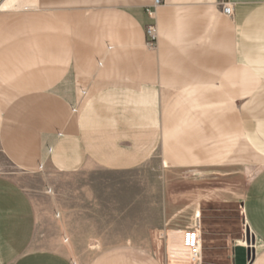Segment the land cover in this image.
<instances>
[{"label":"crops","instance_id":"obj_1","mask_svg":"<svg viewBox=\"0 0 264 264\" xmlns=\"http://www.w3.org/2000/svg\"><path fill=\"white\" fill-rule=\"evenodd\" d=\"M152 1L0 0V158L28 174L124 172L161 148L206 165L245 153L259 164L241 203L252 240L229 243L231 264H264V0ZM37 225L0 173V264H75ZM200 237L199 264L214 253ZM90 264L163 262L125 243Z\"/></svg>","mask_w":264,"mask_h":264},{"label":"rangeland","instance_id":"obj_2","mask_svg":"<svg viewBox=\"0 0 264 264\" xmlns=\"http://www.w3.org/2000/svg\"><path fill=\"white\" fill-rule=\"evenodd\" d=\"M241 156L191 164L161 148L143 166L124 172L42 168L28 174L0 158V173L32 197L40 241L75 264H90L103 248L125 243L150 249L163 264H192L181 231L195 220L203 238H214V253L201 264H231L229 243L252 240L241 203L259 166Z\"/></svg>","mask_w":264,"mask_h":264},{"label":"built area","instance_id":"obj_3","mask_svg":"<svg viewBox=\"0 0 264 264\" xmlns=\"http://www.w3.org/2000/svg\"><path fill=\"white\" fill-rule=\"evenodd\" d=\"M164 0H153L152 6L157 7ZM221 10L224 14L230 16L232 15V5L228 2L221 3ZM149 15L153 13L152 10H147ZM146 33L148 36L147 47L149 49H155L156 47V28L155 25H148L146 27ZM198 218V217H196ZM183 246L190 251V262L192 264H199L201 259V229L199 221H196L185 227L183 231Z\"/></svg>","mask_w":264,"mask_h":264},{"label":"bare ground","instance_id":"obj_4","mask_svg":"<svg viewBox=\"0 0 264 264\" xmlns=\"http://www.w3.org/2000/svg\"><path fill=\"white\" fill-rule=\"evenodd\" d=\"M196 217H198V215L196 214L195 215ZM182 246H183V239H182ZM183 249H184V251H189V249L188 248H186L185 246L183 247ZM183 258H185V257H183ZM186 260V259H185Z\"/></svg>","mask_w":264,"mask_h":264},{"label":"water","instance_id":"obj_5","mask_svg":"<svg viewBox=\"0 0 264 264\" xmlns=\"http://www.w3.org/2000/svg\"><path fill=\"white\" fill-rule=\"evenodd\" d=\"M252 255H253L252 251H251V252H249V257H252Z\"/></svg>","mask_w":264,"mask_h":264}]
</instances>
